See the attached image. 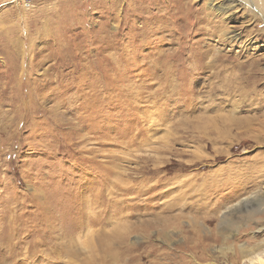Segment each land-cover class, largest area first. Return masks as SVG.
I'll return each instance as SVG.
<instances>
[{
  "label": "rangeland",
  "instance_id": "1",
  "mask_svg": "<svg viewBox=\"0 0 264 264\" xmlns=\"http://www.w3.org/2000/svg\"><path fill=\"white\" fill-rule=\"evenodd\" d=\"M236 1L0 0V264L264 244V0Z\"/></svg>",
  "mask_w": 264,
  "mask_h": 264
},
{
  "label": "bare ground",
  "instance_id": "2",
  "mask_svg": "<svg viewBox=\"0 0 264 264\" xmlns=\"http://www.w3.org/2000/svg\"><path fill=\"white\" fill-rule=\"evenodd\" d=\"M223 5L218 6V10L222 11L225 10L226 14L227 12L232 8L229 5L225 7L224 3L230 4L231 2L235 0H222ZM238 2V0L236 1ZM241 2V1H240ZM239 2V3H240ZM243 2V1H242ZM234 3V2H233ZM232 3V4H233ZM214 4V3H213ZM216 6V5H215ZM213 8V6H212ZM230 12V11H229ZM232 17V14L230 15V18ZM214 22V21H213ZM219 24V23H218ZM243 69V68H242ZM258 73L257 69H252L250 70V76L254 77V74ZM244 74V73H243ZM242 75V73H241ZM244 76V75H242ZM256 77V76H255ZM242 79V78H241ZM245 79V78H244ZM243 80V79H242ZM251 104V103H250ZM235 225V224H234ZM229 226V225H228ZM230 228V227H229ZM233 228V227H232ZM229 230V229H228ZM126 250V249H125ZM242 261L243 264H264V244L262 246H258L257 249H247V248H242Z\"/></svg>",
  "mask_w": 264,
  "mask_h": 264
},
{
  "label": "built area",
  "instance_id": "3",
  "mask_svg": "<svg viewBox=\"0 0 264 264\" xmlns=\"http://www.w3.org/2000/svg\"><path fill=\"white\" fill-rule=\"evenodd\" d=\"M12 2H16V1H10L9 3H12ZM9 3H7V4H9Z\"/></svg>",
  "mask_w": 264,
  "mask_h": 264
}]
</instances>
